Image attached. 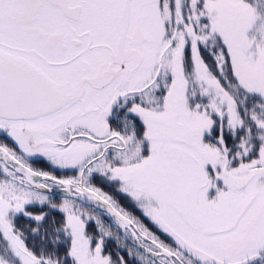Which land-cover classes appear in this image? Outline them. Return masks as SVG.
<instances>
[{
    "label": "snow or ice",
    "instance_id": "obj_1",
    "mask_svg": "<svg viewBox=\"0 0 264 264\" xmlns=\"http://www.w3.org/2000/svg\"><path fill=\"white\" fill-rule=\"evenodd\" d=\"M0 264H264V0H0Z\"/></svg>",
    "mask_w": 264,
    "mask_h": 264
}]
</instances>
